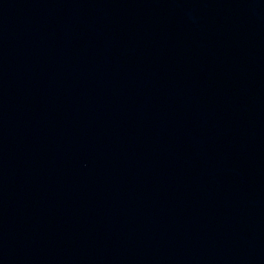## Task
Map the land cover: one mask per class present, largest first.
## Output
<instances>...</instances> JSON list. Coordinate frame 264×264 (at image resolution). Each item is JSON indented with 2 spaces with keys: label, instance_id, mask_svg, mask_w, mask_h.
I'll return each mask as SVG.
<instances>
[{
  "label": "water",
  "instance_id": "obj_1",
  "mask_svg": "<svg viewBox=\"0 0 264 264\" xmlns=\"http://www.w3.org/2000/svg\"><path fill=\"white\" fill-rule=\"evenodd\" d=\"M0 264H264V0H0Z\"/></svg>",
  "mask_w": 264,
  "mask_h": 264
}]
</instances>
